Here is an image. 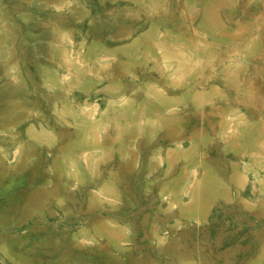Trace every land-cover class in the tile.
<instances>
[{"label": "rangeland", "instance_id": "obj_1", "mask_svg": "<svg viewBox=\"0 0 264 264\" xmlns=\"http://www.w3.org/2000/svg\"><path fill=\"white\" fill-rule=\"evenodd\" d=\"M0 264H264V0H0Z\"/></svg>", "mask_w": 264, "mask_h": 264}]
</instances>
